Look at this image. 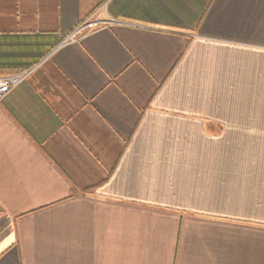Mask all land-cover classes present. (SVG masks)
<instances>
[{
    "label": "crops",
    "instance_id": "1",
    "mask_svg": "<svg viewBox=\"0 0 264 264\" xmlns=\"http://www.w3.org/2000/svg\"><path fill=\"white\" fill-rule=\"evenodd\" d=\"M29 69L0 264H264V0H0V77Z\"/></svg>",
    "mask_w": 264,
    "mask_h": 264
},
{
    "label": "built area",
    "instance_id": "2",
    "mask_svg": "<svg viewBox=\"0 0 264 264\" xmlns=\"http://www.w3.org/2000/svg\"><path fill=\"white\" fill-rule=\"evenodd\" d=\"M99 17L100 15L96 17L97 19H94L93 21H88L85 24H83L81 27H79L77 30H75L65 40V42H63V44L77 42L81 40L83 37L86 36V34H81V32L86 28H93L97 26H100L99 28H106V27L119 25V22L116 20L101 21ZM32 72H33V69H29V70L21 71L13 75L0 77V101H2L7 95H9L13 90L19 87L22 83H24L27 80V78L32 74Z\"/></svg>",
    "mask_w": 264,
    "mask_h": 264
},
{
    "label": "rangeland",
    "instance_id": "3",
    "mask_svg": "<svg viewBox=\"0 0 264 264\" xmlns=\"http://www.w3.org/2000/svg\"><path fill=\"white\" fill-rule=\"evenodd\" d=\"M99 15V14H98ZM98 15H94L90 20H88V21H93L94 19H97L96 17L98 16ZM99 19L101 20V21H104L102 18H101V16L99 17ZM88 21H84L83 23H81L78 27H77V29L79 28V27H81L83 24H85L86 22H88ZM100 26H97V27H93V28H86V29H84L82 32H81V34H86V36H87V34L89 35L90 33H92V32H94V31H97V30H99V29H101V28H99ZM98 28V29H97ZM76 29V30H77ZM96 29V30H95ZM92 30V31H91ZM94 30V31H93ZM84 38V37H83ZM82 38V39H83Z\"/></svg>",
    "mask_w": 264,
    "mask_h": 264
}]
</instances>
